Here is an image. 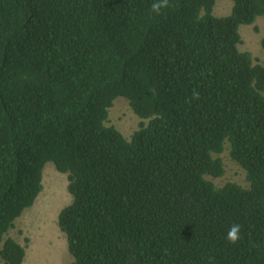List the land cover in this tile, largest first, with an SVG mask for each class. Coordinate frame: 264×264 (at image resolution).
<instances>
[{
  "label": "trees",
  "instance_id": "1",
  "mask_svg": "<svg viewBox=\"0 0 264 264\" xmlns=\"http://www.w3.org/2000/svg\"><path fill=\"white\" fill-rule=\"evenodd\" d=\"M215 1L0 0L4 264L24 262L7 235L47 162L72 195L70 264H264V59L238 49L264 0L223 17ZM119 96L141 119L130 139L106 124ZM226 145L247 186L213 182Z\"/></svg>",
  "mask_w": 264,
  "mask_h": 264
},
{
  "label": "rangeland",
  "instance_id": "2",
  "mask_svg": "<svg viewBox=\"0 0 264 264\" xmlns=\"http://www.w3.org/2000/svg\"><path fill=\"white\" fill-rule=\"evenodd\" d=\"M232 6V0H216L212 13L216 17L227 16L231 13ZM239 34L242 43L238 44V49L250 52L254 63L259 62L263 58L262 54L264 55L261 46V39L264 38V16H258L253 24H241ZM140 122L141 119L133 112L126 98L119 96L114 100L112 107L109 108L107 125L115 126L130 139L139 128ZM220 156L224 161L225 172L213 182L216 185L236 182L247 186L245 172L230 158L228 146ZM67 185V173L59 172L52 162H47L42 171V190L34 204L26 208L16 219L14 228L7 235L26 246L23 264L72 262L73 257L68 251L66 234L58 226V213L72 201ZM25 238L29 241L27 242ZM0 264H4L1 259Z\"/></svg>",
  "mask_w": 264,
  "mask_h": 264
},
{
  "label": "clouds",
  "instance_id": "3",
  "mask_svg": "<svg viewBox=\"0 0 264 264\" xmlns=\"http://www.w3.org/2000/svg\"><path fill=\"white\" fill-rule=\"evenodd\" d=\"M169 6V0H154L151 4V10L157 15L160 14L161 10ZM195 95V94H194ZM241 237V225L232 224L228 230L226 239L235 244Z\"/></svg>",
  "mask_w": 264,
  "mask_h": 264
},
{
  "label": "crops",
  "instance_id": "4",
  "mask_svg": "<svg viewBox=\"0 0 264 264\" xmlns=\"http://www.w3.org/2000/svg\"><path fill=\"white\" fill-rule=\"evenodd\" d=\"M262 56H263V58H262V60L264 59V55L262 54Z\"/></svg>",
  "mask_w": 264,
  "mask_h": 264
}]
</instances>
